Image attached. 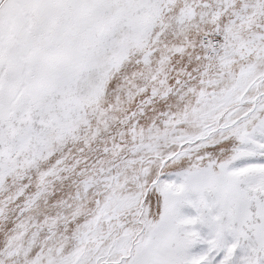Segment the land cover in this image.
<instances>
[{"label":"snow or ice","instance_id":"snow-or-ice-1","mask_svg":"<svg viewBox=\"0 0 264 264\" xmlns=\"http://www.w3.org/2000/svg\"><path fill=\"white\" fill-rule=\"evenodd\" d=\"M0 264H264V0H0Z\"/></svg>","mask_w":264,"mask_h":264}]
</instances>
